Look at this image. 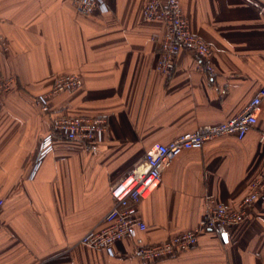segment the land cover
<instances>
[{
	"label": "crops",
	"instance_id": "obj_1",
	"mask_svg": "<svg viewBox=\"0 0 264 264\" xmlns=\"http://www.w3.org/2000/svg\"><path fill=\"white\" fill-rule=\"evenodd\" d=\"M105 1L85 14L74 0H0V79L13 78L0 106V264H264V192L239 225L204 231L170 257L137 253L197 227L207 195L234 208L250 192L264 171V98L243 138L221 135L171 161L140 205L145 230L113 253L81 243L111 209L112 184L152 145L229 120L264 88V0H181L214 70L182 48L168 73L157 66L162 25L144 18L148 0ZM69 73L81 87L51 95L42 111L36 96ZM51 113L106 116L109 127L93 142L58 137L38 162Z\"/></svg>",
	"mask_w": 264,
	"mask_h": 264
},
{
	"label": "built area",
	"instance_id": "obj_2",
	"mask_svg": "<svg viewBox=\"0 0 264 264\" xmlns=\"http://www.w3.org/2000/svg\"><path fill=\"white\" fill-rule=\"evenodd\" d=\"M76 9L85 14L96 9L107 10L105 0H74ZM144 18L162 25L159 33L153 35L158 45V69L168 73L175 66L176 56L182 48L196 53L202 69L213 72L211 63L213 49L201 36L195 34L188 17L184 14L181 0H148L144 6ZM8 43L0 35V50L6 51ZM13 78L0 79V106L3 96L11 89ZM83 78L76 73L58 76L51 90L36 96L35 101L41 110L51 112L49 98L65 91L81 87ZM264 98V88L251 100L238 115L217 125L205 124L194 131L186 132L167 143H156L145 153L144 158L124 177L111 186L113 205L104 215L102 225L92 228L81 238L84 245L103 248L113 253L114 244L124 238L135 237L145 230L147 224L139 213L143 199L159 186L164 169L184 149L201 148L207 141L225 134H236L243 138L256 126ZM109 127L106 116H87L51 113L50 132L43 137L38 162L53 149L58 137L67 140L93 142L101 140ZM264 139V135L262 137ZM264 192V171L251 184V190L237 207H228L218 202L214 195H207L206 209L199 225L188 229L170 239L158 243L140 244L138 255L145 260L173 256L197 244L202 232L239 225L249 217L251 206ZM4 199L0 197V208Z\"/></svg>",
	"mask_w": 264,
	"mask_h": 264
}]
</instances>
